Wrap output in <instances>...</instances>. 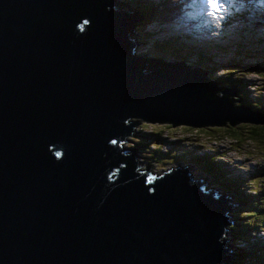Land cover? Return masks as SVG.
<instances>
[{"label": "water", "instance_id": "1", "mask_svg": "<svg viewBox=\"0 0 264 264\" xmlns=\"http://www.w3.org/2000/svg\"><path fill=\"white\" fill-rule=\"evenodd\" d=\"M122 8L0 0V264H232L225 192L143 161L136 126L264 115L171 56H130Z\"/></svg>", "mask_w": 264, "mask_h": 264}, {"label": "rangeland", "instance_id": "2", "mask_svg": "<svg viewBox=\"0 0 264 264\" xmlns=\"http://www.w3.org/2000/svg\"><path fill=\"white\" fill-rule=\"evenodd\" d=\"M133 2L151 5L155 8L156 13L150 14L151 17L149 18L147 16L146 23L139 24L137 34L142 40L146 38L143 44L134 47L133 42L129 39L130 33L126 34L129 51L132 55L138 54L140 50L149 53L153 40L167 41L169 44H160L161 48L154 50V54L158 57H152L153 60L161 59L160 56H162L164 48L167 47L172 50V46L175 45L177 54L182 56L178 67L182 65L193 67L195 68L194 71H202L204 78L212 81L213 90L216 89L217 85L232 84L236 90L230 85V88L235 91L231 100L240 104L242 113L260 115L264 110L261 106L264 99V66L261 65L259 72L256 73L258 77L256 89L252 90L251 93H247L246 90L241 88L249 78H255L251 70H255L259 65L249 62L247 44L253 43L258 35H264V24L254 28L248 21L252 18V13H243L239 16L237 25L244 35L234 37V41H231L228 35L219 38L226 32L228 21L218 20L214 24L215 30L207 25L213 14V8H209L207 4H187L185 0H116L118 6L127 10H130L127 4ZM187 8L197 9L201 13L198 15L190 12L182 14ZM232 8L239 11L235 6H232ZM227 11V13H231L230 9ZM194 16H199L201 19L189 22L190 18L192 19ZM134 17V21H136V16ZM128 21L133 22L132 19ZM227 41H230L235 49L234 59L232 60L227 58V53L223 49V47H227ZM263 45L264 39L261 44L256 45L252 50H256ZM178 67H176V70ZM244 97L248 100L246 106H242L241 99ZM208 127L210 126H143L142 128L136 126L138 137L141 139L140 146H143L144 149L150 145L154 147L160 144L167 146L174 139L179 140L178 144L181 148L171 147V149H176L174 152L178 154V159L163 166L179 168L187 165V168L195 177L201 178L207 185L212 187L214 185L218 192H225L231 202L229 232L232 264H264V260L260 257L264 252V151L256 155L259 148L261 149L264 146V126H239L241 131L244 132L245 130L247 134L259 131L252 139L247 134L245 135L241 140L243 149L236 146L233 149H228L230 143L237 142V140H227V136H225V140H210L219 136L220 128L216 127L220 126L207 129ZM205 133H208V136H204ZM195 142H202L206 146L204 149L207 151H211L210 146L220 151H226L224 155L217 156L214 161L207 160L205 162L207 169L216 181L212 179L210 174L205 173L204 170L190 162V159L184 158L183 153L189 157H200L199 150L193 148ZM163 146L161 150H163ZM163 155L164 152L160 153L159 151L154 155L149 153L146 157L148 159L143 161L162 165L161 162L167 160ZM165 155L169 156L167 153ZM186 160L188 161L186 162ZM217 163H221L222 170L223 164L226 165L224 172L218 170ZM231 169L235 171L239 169L243 173H249L243 178L241 184H236L231 181L234 172ZM251 179L256 181L253 185H248ZM255 193L260 201L258 205L261 206L256 226L252 222L255 219L244 216L243 213H246L244 212L246 208L242 207L243 203L247 205L254 200Z\"/></svg>", "mask_w": 264, "mask_h": 264}, {"label": "clouds", "instance_id": "3", "mask_svg": "<svg viewBox=\"0 0 264 264\" xmlns=\"http://www.w3.org/2000/svg\"><path fill=\"white\" fill-rule=\"evenodd\" d=\"M231 1H233L234 4L240 5V7H241L240 12L236 11L235 9H232L231 13H227L228 11L226 13H224V12H221L219 9H213V14L207 22V25L209 26V28L215 30L214 24H216L218 22V20L222 19L224 21H228V28L226 29V32L223 34V36H221L219 38H222L225 35H228V37L231 39V41H234V37H241V35H244V33L240 30L241 28L237 25V20H238L239 16H241L243 13H246V14L252 13V18L250 20H248L253 25L252 27L255 26L254 28H258L262 24H264V6H263V4H259V2H264V0H227V4ZM245 4H251V6L245 7ZM127 7L130 9L129 11H131V14H133V17L136 16V19H137V16L139 14H141V15L144 14L148 17H151L150 14L152 15V13H154V14L156 13L155 8L151 5H148V4H127ZM122 9L127 10L125 8H122ZM192 10L195 11V9H192ZM196 13H198V12H196ZM221 16H222V18H221ZM256 16L257 17L262 16L263 18H261V20H258L256 18ZM134 18H133V20H134ZM197 18L201 19L199 16H197ZM191 21H193V19L190 18L189 22H191ZM138 28L139 27H137V29ZM257 37H262L264 39V35H258ZM129 39L133 42L134 47L136 45L143 44L146 41V38H145V40L140 39L137 33H135V34L132 33L129 36ZM255 39H254L253 43L247 44V50H248L247 52L249 55V62H254V63H257L259 65L255 70H251V73L255 76V78H249L246 81V83L241 86V88L246 90L247 93H251L252 90L257 88L258 77H257L256 73L259 72L261 65L264 66V61L253 52L254 50H252L253 47H255L256 45L259 44V43L255 42ZM155 42H156V40H153L151 42L152 45L150 46L149 53H147L145 50H140L138 52V54H136V55H132L130 53V56H133V57L144 56L151 62L157 61V60L152 59V57H158L157 55L154 54V50H157ZM159 42H160V44L168 43L167 41H163V40H159ZM226 45H227V47H223V49L227 53V58L229 60H232V59H234L235 49L232 46L230 41H227ZM184 69L189 70V71H194L195 68L185 66ZM230 85L233 86L232 84H222L219 86L217 85V87L214 91H216V92H218V93H220V94L231 99V97L234 95L235 91L232 88H230ZM234 89H235V87H234ZM241 101H242V106H246L248 104V100L246 97L242 98ZM241 112H242V110H241ZM160 145L163 146V144H160ZM169 146L170 145L163 146V149H168Z\"/></svg>", "mask_w": 264, "mask_h": 264}, {"label": "trees", "instance_id": "4", "mask_svg": "<svg viewBox=\"0 0 264 264\" xmlns=\"http://www.w3.org/2000/svg\"><path fill=\"white\" fill-rule=\"evenodd\" d=\"M248 4H245V7L247 6ZM232 6H235V8H238L239 9V12L241 11V7L240 5L238 4H228V9H230L232 11ZM263 41V38L262 37H257L255 39V42L256 43H259L261 44ZM166 44H169V43H166ZM176 46L173 45L172 46V50H170L169 48H164L162 50V56H161V59L159 60H165L167 56H171L173 57L174 59L176 60H180L181 59V55H178L176 50H175ZM258 57H260L263 61H264V45L263 46H260L258 49L254 50L253 51ZM178 62V61H177ZM263 87V85H262ZM261 106L264 108V99H263V102L261 103ZM260 115H264V110L260 113ZM141 128L143 126H140ZM212 127H215V126H210L208 127L207 129H210ZM216 128H220V132H219V136L217 137H214L210 140H215V141H219V140H225V136H227V140H237V142L234 141V143H230L228 149H233L234 146L236 147H239L241 149H243V144L241 143V140L245 137V135L247 134V132L244 130V132L241 131L240 127L239 126H220V127H216ZM259 133V131L255 132V133H252V132H249L247 134V136L252 139L254 135H257ZM204 136H208V133H205ZM141 139L139 138V143H140ZM178 139H174L173 142L170 143V146L168 147V149H163L161 150L162 148V145H156L155 147L150 145L149 147H147L146 149H144L143 146H140L141 148V153H142V157H148V154L151 153L152 155H154L157 151H159L160 153L164 152V155L163 157H166L167 160H163L161 163H162V166L168 162H173L175 160L178 159V154H175V150L176 149H171V147H175V148H181L180 144H178ZM193 148L194 150H199L200 152V157L198 156H191L189 157L188 155H186L185 153H183V156L184 158L186 159H190V162H192L193 164L197 165L200 169L204 170L205 173L207 174H210V176L212 177V179L214 181H216L213 176L211 175V173L209 172V170L207 169L206 165H205V162L207 160H210V161H214L215 158H217V156H222L224 155V153H226L225 150H218L214 147H209L211 149V151H207L205 150L204 148H206V146L202 143V142H195L193 143ZM154 151V152H153ZM264 151V146H262V148L260 149L259 148V151H258V155L259 153H262ZM169 154V156H166L165 154ZM216 155V156H215ZM153 157H158V156H153ZM148 159V158H147ZM188 160H186L187 162ZM199 161V162H197ZM225 164H223V170H222V166H221V163H217L216 164V167L218 168V170L220 172H224V169H225ZM249 173V172H248ZM248 173H243L240 171V174L239 176H237L236 178L234 177H231V181L236 183V184H241L243 178L245 176L248 175ZM264 179V177H263ZM256 181V180H255ZM255 181H253L252 179L248 182V185H253L255 183ZM229 189V188H227ZM260 203V201L258 200V197L256 196V193H255V198L252 202H250L249 204L245 205V203H243L242 207L243 208H246V213H243L245 217H251L253 219H255L254 221H252L254 223V225L256 226V223L260 216V213L259 211H261V206H259L258 204ZM261 205V204H260ZM261 259L264 260V252L261 254Z\"/></svg>", "mask_w": 264, "mask_h": 264}, {"label": "snow or ice", "instance_id": "5", "mask_svg": "<svg viewBox=\"0 0 264 264\" xmlns=\"http://www.w3.org/2000/svg\"><path fill=\"white\" fill-rule=\"evenodd\" d=\"M205 2L209 8L219 9L224 13H226L228 10L227 0H205Z\"/></svg>", "mask_w": 264, "mask_h": 264}, {"label": "bare ground", "instance_id": "6", "mask_svg": "<svg viewBox=\"0 0 264 264\" xmlns=\"http://www.w3.org/2000/svg\"><path fill=\"white\" fill-rule=\"evenodd\" d=\"M251 6V4H248L246 7H250ZM128 15H129V18L123 23V25H124V29H128V28H130V26H132V24H133V22L132 23H130L128 20L129 19H132V21H134L133 20V14H131V13H128ZM256 18L258 19V20H261V18H263L262 16H260V17H257L256 16ZM255 27V26H254ZM128 47H129V45H128ZM130 49V48H129ZM178 61V63H179V61L180 60H177ZM180 65V64H179ZM181 67H178V69L177 70H185L184 68H185V66H182V65H180ZM139 67H140V65H139ZM184 67V68H183ZM192 70V69H191ZM256 155H258V154H256Z\"/></svg>", "mask_w": 264, "mask_h": 264}]
</instances>
